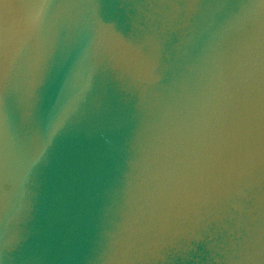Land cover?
Returning <instances> with one entry per match:
<instances>
[{
	"label": "water",
	"instance_id": "obj_1",
	"mask_svg": "<svg viewBox=\"0 0 264 264\" xmlns=\"http://www.w3.org/2000/svg\"><path fill=\"white\" fill-rule=\"evenodd\" d=\"M0 264H264V0H0Z\"/></svg>",
	"mask_w": 264,
	"mask_h": 264
}]
</instances>
